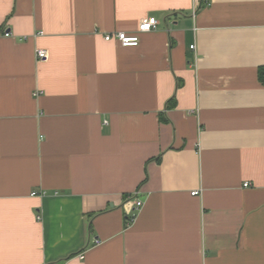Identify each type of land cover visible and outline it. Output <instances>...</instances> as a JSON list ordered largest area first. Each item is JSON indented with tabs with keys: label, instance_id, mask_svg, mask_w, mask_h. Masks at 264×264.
Wrapping results in <instances>:
<instances>
[{
	"label": "crops",
	"instance_id": "crops-1",
	"mask_svg": "<svg viewBox=\"0 0 264 264\" xmlns=\"http://www.w3.org/2000/svg\"><path fill=\"white\" fill-rule=\"evenodd\" d=\"M262 69L264 0H0V264H264Z\"/></svg>",
	"mask_w": 264,
	"mask_h": 264
},
{
	"label": "built area",
	"instance_id": "built-area-1",
	"mask_svg": "<svg viewBox=\"0 0 264 264\" xmlns=\"http://www.w3.org/2000/svg\"><path fill=\"white\" fill-rule=\"evenodd\" d=\"M157 25V20L154 17H151L144 22H142L137 30V35L133 34H126L125 32H114V33H108L104 35V41L108 42L110 40H116L119 45L123 47H137L139 43V35L140 33H149L152 32L153 29H155ZM41 34V33H40ZM9 33L6 32L4 34V37H8ZM191 49H194L193 46L190 47ZM36 57L39 60H43L46 58V53L42 50L36 51ZM248 183H244V187H247ZM193 196L199 195L197 192L191 193ZM35 195V194H32ZM142 206V203L138 200L135 201V207L138 209ZM134 216L129 218V223L131 220H133ZM95 244H99V241H95ZM82 258V257H81Z\"/></svg>",
	"mask_w": 264,
	"mask_h": 264
},
{
	"label": "trees",
	"instance_id": "trees-1",
	"mask_svg": "<svg viewBox=\"0 0 264 264\" xmlns=\"http://www.w3.org/2000/svg\"><path fill=\"white\" fill-rule=\"evenodd\" d=\"M259 76L261 82L264 84V69L260 70ZM173 105H174V99L172 98L170 101H168L166 107H173ZM128 224H129V218L126 220V225Z\"/></svg>",
	"mask_w": 264,
	"mask_h": 264
}]
</instances>
